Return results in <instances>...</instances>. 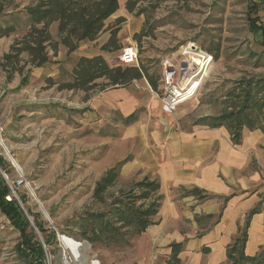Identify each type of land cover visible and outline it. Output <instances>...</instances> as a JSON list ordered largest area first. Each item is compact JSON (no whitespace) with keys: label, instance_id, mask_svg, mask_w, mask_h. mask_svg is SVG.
<instances>
[{"label":"rangeland","instance_id":"1","mask_svg":"<svg viewBox=\"0 0 264 264\" xmlns=\"http://www.w3.org/2000/svg\"><path fill=\"white\" fill-rule=\"evenodd\" d=\"M34 1L0 0V27L7 23L17 27L15 34L0 39V60L14 39L26 32L24 8ZM119 7L105 25L122 20L117 34L121 50L128 44L136 46V67L157 80L155 91L143 78L101 92L99 86L106 83L101 79L95 81L99 86L86 93L58 92L57 88L48 91L39 87L46 84L43 76H33L32 70L25 85H20L18 74L5 82L6 74L0 70L1 141L25 176L27 186L16 189L15 194L20 203V198L24 199V211L28 210L43 229L41 235L36 231L37 239L48 237L51 241L44 246L48 255L44 264H73L55 244L53 231L83 239L74 225L83 214L105 211L114 197L129 191L133 182L145 176L153 179L149 165L154 166L157 158L178 141L201 132L203 128L196 123L200 117L222 113L226 108L224 96L237 82L264 83V0H140L132 14L124 7V0H119ZM137 11L141 14L136 16ZM50 33L55 37L56 25ZM108 38L106 33L94 44L85 41L79 52L92 55ZM189 47L216 58L203 73L196 96L164 114L154 95L162 92L163 63L175 65L185 58ZM120 51L101 52L108 67H123ZM76 60L73 56L61 62L57 83L69 80ZM86 97L90 101L85 103ZM130 115L135 120L125 123ZM251 134L245 130V135ZM254 157L257 160L250 164L262 177L264 165L257 154ZM0 159L10 184L17 175L1 145ZM118 162L123 165L114 187L106 194L104 204L97 203L92 198L95 183ZM258 198L261 202L264 193ZM29 228L33 231L30 223ZM19 239L20 233L0 212V264H28L15 251ZM249 240L248 252L258 242L254 236ZM136 241L133 237L128 245L96 247L88 243L89 250L80 264L93 256L100 264H137Z\"/></svg>","mask_w":264,"mask_h":264},{"label":"trees","instance_id":"2","mask_svg":"<svg viewBox=\"0 0 264 264\" xmlns=\"http://www.w3.org/2000/svg\"><path fill=\"white\" fill-rule=\"evenodd\" d=\"M140 0H124V7L129 14L137 9ZM119 0H35L32 5L25 7L26 32L18 39H14L8 52L3 54L0 60V70L6 74V81L10 82L15 74L21 78L20 85H25L26 76L32 69L42 67L50 62L49 52L57 56L59 47L66 50L67 55L72 54L81 42H94L101 34H108V40L99 47L103 53L118 52L121 44L117 34L120 31L121 19L117 24L106 27L109 17L118 10ZM0 6V13H2ZM141 14L137 11L136 16ZM56 25L55 37L51 36L50 28ZM17 27L7 23L0 27V39L15 34ZM263 38H264V30ZM140 35V34H139ZM138 38V36H137ZM136 39V36H135ZM23 56L27 57L24 60ZM216 58V56L212 57ZM26 71L24 70L26 67ZM147 80L152 91L157 88V80L148 76L146 70L136 66L108 67L102 55L94 57H80L71 73L69 80L57 83L53 79L45 80L48 88L57 85V91L88 92L99 86L96 80L106 83L99 86L100 91L112 87H125L132 81ZM225 110L215 117H200L197 125L210 129L224 128L231 138L233 145H240L241 132L259 130L264 133V83L237 82L224 96ZM135 117L130 115L125 123H130ZM122 162L114 164L95 183L93 200L97 203H105V196L120 174ZM0 169L7 174L4 164L0 159ZM160 184L156 179L148 176L142 180L133 182L128 192H121L114 197L112 203L105 211L100 213L83 214L74 223L80 232L81 240H85L93 247L101 245H122L133 237L143 234L147 227L155 225V219L161 205L159 195ZM184 197H195L199 202L215 199L204 190L192 188L182 189ZM9 197L10 201L5 198ZM24 204V199L20 198ZM264 202V199L262 200ZM262 203L250 209L244 219L243 226L238 229L232 242L227 245L225 256L226 264H264V246H260L253 255L245 254V246L248 242L247 233L249 222L255 214L264 211ZM0 212L9 221L15 230L20 233V239L15 245V251L28 264H44V249L41 247L35 232L29 228V221L24 217L18 203L12 198L0 174ZM27 215L33 218L28 210ZM221 212L216 217L218 222ZM214 216H204L202 219L211 220ZM34 219V218H33ZM198 225L200 218L195 216ZM36 230L43 234V229L35 222ZM45 246L50 245V239L42 237ZM184 243L170 245V255L167 264H181L178 255L182 252Z\"/></svg>","mask_w":264,"mask_h":264},{"label":"crops","instance_id":"3","mask_svg":"<svg viewBox=\"0 0 264 264\" xmlns=\"http://www.w3.org/2000/svg\"><path fill=\"white\" fill-rule=\"evenodd\" d=\"M96 41L98 39L94 42ZM81 45L84 42L80 43L79 48ZM100 46L101 44L98 48ZM79 48L70 55L62 47H59L57 56H53L50 51L52 63L32 69V75H42L44 81L55 80L59 75L61 62L66 58L74 56L78 60L80 57L101 55L99 51L87 55L79 52ZM39 87L51 91L57 85L48 88V85L41 84ZM116 91L118 90L111 92ZM64 92L74 93L67 90ZM85 99V103L90 101L89 97ZM161 112L164 113L162 110ZM199 127L203 128L201 132L178 141L179 144L172 145L170 150L157 158L154 166L150 164L147 168L153 179L160 184L159 195L162 201L155 219L156 224L147 227L137 237L135 255L139 264H167L170 245L175 243H184L183 250L178 255L181 264H226L227 245L243 226L250 209L258 206V194L264 193V170L260 177L250 164L251 160H257L254 157L257 154L264 165V133L245 128L241 132L240 145H233L232 141L230 145L222 137L231 140L224 128ZM245 130L252 134L245 135ZM192 188L204 190L215 199L201 203L195 197H184L182 189L188 191ZM260 203L263 208L264 202ZM220 212L221 216L216 222ZM208 215L214 216L213 219H202ZM195 216L200 218L198 225L194 220ZM249 225L248 242L245 246V254L248 256L264 246V211L255 214ZM250 236L256 237L258 242L248 252Z\"/></svg>","mask_w":264,"mask_h":264},{"label":"built area","instance_id":"4","mask_svg":"<svg viewBox=\"0 0 264 264\" xmlns=\"http://www.w3.org/2000/svg\"><path fill=\"white\" fill-rule=\"evenodd\" d=\"M188 49L189 50L183 54L185 58L177 62L175 65H167V63H163L165 70L160 79L162 83V92L158 95L155 93L154 95H156L158 98L160 109L166 114L172 113L176 110L175 108L185 100L196 96V92L202 80L201 78L203 77V73L212 62V56L207 52L200 50L198 53H196L194 50L197 51V49L194 47H189ZM120 52L121 55L119 57V61L121 66H137L138 51L134 44L125 45ZM190 56L193 57L191 58ZM198 62H200V64H197ZM197 83L198 85H196ZM2 131L3 130L0 128L1 147L3 145L1 141ZM11 163L14 168V172L17 175L16 179L9 184L7 182V174H5V172L1 169L0 174L7 188L10 190L13 198V195L16 196L15 190L27 186V184L25 176L17 166L16 161L11 160ZM5 199L10 201L9 197H6ZM18 203L21 210L24 211L19 200ZM24 212L26 213V211ZM26 218L28 221H32L31 218L27 216V213ZM53 232H55L54 242L59 247L60 251L64 254H67L73 264H80L81 258L85 255L86 251L89 250L88 242L85 240L76 239L72 236L70 237L63 232ZM38 241L41 247L44 249V257L48 259L43 239L38 238ZM73 252H76V254ZM86 264H100V261L93 256L87 259Z\"/></svg>","mask_w":264,"mask_h":264},{"label":"bare ground","instance_id":"5","mask_svg":"<svg viewBox=\"0 0 264 264\" xmlns=\"http://www.w3.org/2000/svg\"><path fill=\"white\" fill-rule=\"evenodd\" d=\"M192 49V48H191ZM197 64H200V62H198ZM193 82H195V81H193ZM196 85H198V83L196 84ZM185 102V101H184ZM183 102V103H184ZM182 104V103H181ZM2 147H3V151H4V153L7 155V157L10 159V160H14V159H12V157L9 155V150H8V148L6 147V145H2ZM32 194V193H31ZM40 205V204H39ZM42 206V205H41ZM42 212H43V215H44V217L46 218V219H48V220H50L49 219V217L47 216V214L45 213V211L42 209ZM51 221V220H50ZM74 254H76V252H73ZM66 261H67V259H66ZM82 261H84L83 259L81 260V262ZM67 263H69V261H67Z\"/></svg>","mask_w":264,"mask_h":264},{"label":"water","instance_id":"6","mask_svg":"<svg viewBox=\"0 0 264 264\" xmlns=\"http://www.w3.org/2000/svg\"><path fill=\"white\" fill-rule=\"evenodd\" d=\"M13 198H14V200L16 201V203H18V200H17V198H16V196L15 195H13ZM19 204V203H18ZM23 212V215H24V217L26 218V213L24 212V211H22ZM29 223H30V225H31V227H32V229H33V231L36 233V235H38L37 234V230L35 229V227L33 226V224L29 221Z\"/></svg>","mask_w":264,"mask_h":264}]
</instances>
